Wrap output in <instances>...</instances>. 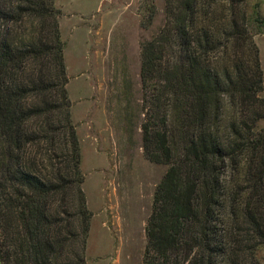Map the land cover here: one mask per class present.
Here are the masks:
<instances>
[{
    "label": "trees",
    "instance_id": "obj_1",
    "mask_svg": "<svg viewBox=\"0 0 264 264\" xmlns=\"http://www.w3.org/2000/svg\"><path fill=\"white\" fill-rule=\"evenodd\" d=\"M165 1L166 23L142 48L153 105L144 153L168 167L143 264H260L264 72L248 15L234 8L247 0ZM60 16L56 0H0L1 264H87L91 214ZM229 50L245 65L223 62Z\"/></svg>",
    "mask_w": 264,
    "mask_h": 264
},
{
    "label": "rangeland",
    "instance_id": "obj_2",
    "mask_svg": "<svg viewBox=\"0 0 264 264\" xmlns=\"http://www.w3.org/2000/svg\"><path fill=\"white\" fill-rule=\"evenodd\" d=\"M56 6L91 214L86 263L143 264L155 190L168 167L144 153L142 126L153 105L144 99L142 48L165 25L166 1L56 0ZM234 8L248 15L246 29L264 72V0ZM238 54L229 50L223 62L245 65L247 57ZM150 85L153 94L155 83ZM260 123L264 127V120ZM255 261L264 264V250Z\"/></svg>",
    "mask_w": 264,
    "mask_h": 264
}]
</instances>
